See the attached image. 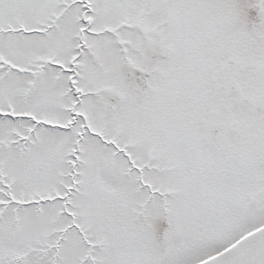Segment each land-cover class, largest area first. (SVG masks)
Returning a JSON list of instances; mask_svg holds the SVG:
<instances>
[{
  "label": "snow or ice",
  "instance_id": "obj_1",
  "mask_svg": "<svg viewBox=\"0 0 264 264\" xmlns=\"http://www.w3.org/2000/svg\"><path fill=\"white\" fill-rule=\"evenodd\" d=\"M0 264H264V0H0Z\"/></svg>",
  "mask_w": 264,
  "mask_h": 264
}]
</instances>
